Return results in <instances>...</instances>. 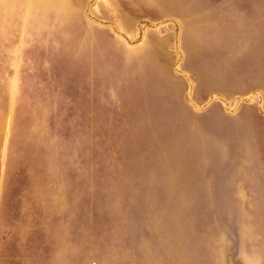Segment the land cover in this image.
<instances>
[{"label": "rangeland", "instance_id": "374dc122", "mask_svg": "<svg viewBox=\"0 0 264 264\" xmlns=\"http://www.w3.org/2000/svg\"><path fill=\"white\" fill-rule=\"evenodd\" d=\"M0 264H264V0H0Z\"/></svg>", "mask_w": 264, "mask_h": 264}]
</instances>
